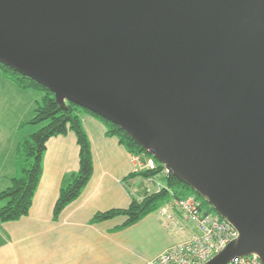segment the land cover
Instances as JSON below:
<instances>
[{"label":"water","instance_id":"water-1","mask_svg":"<svg viewBox=\"0 0 264 264\" xmlns=\"http://www.w3.org/2000/svg\"><path fill=\"white\" fill-rule=\"evenodd\" d=\"M0 64L117 126L264 264V0H0Z\"/></svg>","mask_w":264,"mask_h":264},{"label":"crops","instance_id":"crops-1","mask_svg":"<svg viewBox=\"0 0 264 264\" xmlns=\"http://www.w3.org/2000/svg\"><path fill=\"white\" fill-rule=\"evenodd\" d=\"M42 97L39 94L32 102L34 108ZM79 118L92 154L88 184L54 220V206L65 180L78 171L79 148L72 133L49 140L28 215L15 222H0V264H147L193 235L191 225L185 232L166 228L160 210L127 228H120L123 217L91 222L97 213L127 209L132 198L140 201L149 193L147 181L133 177L140 171L139 162L106 135L104 123L86 112ZM22 125L17 126V133ZM26 137L0 140V192L16 176L15 153ZM140 179L146 182L144 187L137 183Z\"/></svg>","mask_w":264,"mask_h":264},{"label":"trees","instance_id":"trees-1","mask_svg":"<svg viewBox=\"0 0 264 264\" xmlns=\"http://www.w3.org/2000/svg\"><path fill=\"white\" fill-rule=\"evenodd\" d=\"M1 70L4 71L7 80L12 82L20 91H39L43 97L41 101L36 103L33 117L27 122L29 125L39 127V129L20 142L14 158L16 176L11 180L10 187L0 192V222H15L28 215L41 178L42 158L48 141L72 133L79 148V166L76 173L66 178L55 203L53 217L54 220H57L63 210L78 199L92 176L90 144L79 118V115L86 111L69 102H66L65 108H61L47 89L0 64ZM98 119L106 126V135L115 138L132 155L149 156L117 126L101 118ZM164 172V167L158 165L153 171H142L133 177L154 180L158 176L164 175ZM188 196L196 197L207 207L209 213L213 212L212 208L191 189L180 183L174 176L165 174L163 187L158 193L147 194L140 201L132 198L127 209L97 213L91 222L99 223L116 217H123L125 221L120 228H127L146 216L158 212L167 202L173 199L181 200Z\"/></svg>","mask_w":264,"mask_h":264},{"label":"built area","instance_id":"built-area-1","mask_svg":"<svg viewBox=\"0 0 264 264\" xmlns=\"http://www.w3.org/2000/svg\"><path fill=\"white\" fill-rule=\"evenodd\" d=\"M139 162L140 171H153L157 163L151 157L133 156ZM151 187V181L147 182ZM156 185L154 192L161 190ZM148 193L151 191L148 190ZM166 228H173L178 232H185L188 225L193 226V235L185 242L175 244L162 252L157 258L147 264H205L226 246L237 238V232L226 221L203 210V204L194 196L181 200H171L159 211ZM228 264H262L256 254L236 257Z\"/></svg>","mask_w":264,"mask_h":264},{"label":"rangeland","instance_id":"rangeland-1","mask_svg":"<svg viewBox=\"0 0 264 264\" xmlns=\"http://www.w3.org/2000/svg\"><path fill=\"white\" fill-rule=\"evenodd\" d=\"M13 85L12 82L7 80L4 71L1 70L0 140H21L26 136L29 137L39 129V127L29 125L27 122L33 117L34 106L32 105V102L42 93L33 90L20 91ZM39 101H41V98ZM20 122H23L22 129L17 133L16 129ZM35 127L36 129H34ZM30 128H33V131L30 130ZM165 174H167L166 171L164 172V175ZM164 175L162 174L154 179V184H152L150 188L151 190L155 188L156 182L164 184ZM137 183L143 187L146 185V182L143 179L137 180ZM203 210L208 212L207 207L204 205ZM212 214L215 215L216 213L212 212Z\"/></svg>","mask_w":264,"mask_h":264},{"label":"bare ground","instance_id":"bare-ground-1","mask_svg":"<svg viewBox=\"0 0 264 264\" xmlns=\"http://www.w3.org/2000/svg\"><path fill=\"white\" fill-rule=\"evenodd\" d=\"M223 220V219H222Z\"/></svg>","mask_w":264,"mask_h":264}]
</instances>
